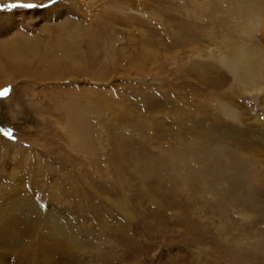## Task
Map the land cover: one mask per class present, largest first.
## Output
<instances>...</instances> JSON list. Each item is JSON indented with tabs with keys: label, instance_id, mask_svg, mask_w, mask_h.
<instances>
[{
	"label": "rangeland",
	"instance_id": "rangeland-1",
	"mask_svg": "<svg viewBox=\"0 0 264 264\" xmlns=\"http://www.w3.org/2000/svg\"><path fill=\"white\" fill-rule=\"evenodd\" d=\"M0 67V264H264V0H0Z\"/></svg>",
	"mask_w": 264,
	"mask_h": 264
},
{
	"label": "bare ground",
	"instance_id": "bare-ground-1",
	"mask_svg": "<svg viewBox=\"0 0 264 264\" xmlns=\"http://www.w3.org/2000/svg\"><path fill=\"white\" fill-rule=\"evenodd\" d=\"M258 21L260 22L261 19H259ZM21 42H22V46H23V50L20 49L22 54L24 52L28 51L29 55L32 58H34L36 60H39V61L42 60V59H45V60L49 59L48 56L50 57V59L52 58V56L50 55V52L48 54L45 53L46 54V55L44 54L45 56L43 54L38 53L35 45H33L31 42H29V40L22 39ZM14 48L16 49V47H14ZM49 49H52V48L50 47ZM233 55H231L229 58H226L225 62L227 64L228 68L236 74V75H234V73L232 72L233 75L235 76L234 77L235 80L239 81V82L242 81L243 82V83L241 82L242 84H244V83L247 84V83H250V82H254L258 78L259 72H260V70L258 69L259 65L258 66L256 65V59H258L257 55L254 52H251L249 50L246 51L245 49L238 51L235 56H233ZM14 57L20 58L22 56H20L19 53H16L14 51ZM0 74H4L5 77H6L7 82H11L12 83V80H13L12 77H11L12 74H13L12 71H9L8 69H3L2 68V69H0ZM243 77H244V80L242 79ZM226 105H227V107L224 108L226 114L227 115H233V112H232L233 105L231 103H230V105H228V104H226ZM64 109H65V111L68 112V115H66V116H68L66 119H69L68 124L71 126V128H73V131L71 133V138H75L79 142V144L85 143L86 142V138H85V134L83 133V129H82L83 128L82 127V123H83L82 119L85 118V116L82 119L80 118L79 113L76 116V112L75 113L73 112L75 108L72 110L71 107L66 106V107H64ZM235 131H237V130H235ZM241 138H242V136H241ZM247 141H249V140H247ZM242 143L244 144L245 141L242 140ZM248 169H247V171L249 173L250 168H248ZM52 235H53V237H51V238L55 239V240L57 238H59L61 241L66 239V237L60 236L58 233H55V234H52ZM79 245H80V242L73 238L70 248L74 249L73 246L78 247ZM68 246H69V244H68ZM24 259H26V257Z\"/></svg>",
	"mask_w": 264,
	"mask_h": 264
},
{
	"label": "snow or ice",
	"instance_id": "snow-or-ice-1",
	"mask_svg": "<svg viewBox=\"0 0 264 264\" xmlns=\"http://www.w3.org/2000/svg\"><path fill=\"white\" fill-rule=\"evenodd\" d=\"M37 7V5L35 4H23V3H15V4H9L7 5V8L13 9V8H26V9H30V8H35ZM11 89H4L3 91H0V97H7L10 93Z\"/></svg>",
	"mask_w": 264,
	"mask_h": 264
},
{
	"label": "built area",
	"instance_id": "built-area-1",
	"mask_svg": "<svg viewBox=\"0 0 264 264\" xmlns=\"http://www.w3.org/2000/svg\"><path fill=\"white\" fill-rule=\"evenodd\" d=\"M12 259H13V257H11V259H10L11 264H12V262H13V260H14V259H13V260H12Z\"/></svg>",
	"mask_w": 264,
	"mask_h": 264
}]
</instances>
